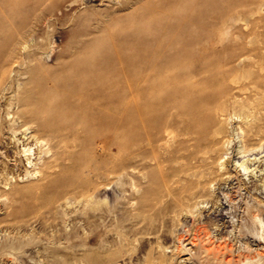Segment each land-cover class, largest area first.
<instances>
[{"label":"rangeland","instance_id":"374dc122","mask_svg":"<svg viewBox=\"0 0 264 264\" xmlns=\"http://www.w3.org/2000/svg\"><path fill=\"white\" fill-rule=\"evenodd\" d=\"M159 4L0 0V264H148L145 254L161 251L173 264H264V0H172L168 32L164 14H146ZM118 54L134 69L166 58L174 66L142 92L149 82L122 74ZM73 58L101 62L107 74H23ZM28 88L56 93L62 106L47 156L35 125L9 128ZM203 103L211 109L193 112ZM103 104L107 124L98 120ZM202 127L224 131L212 145ZM24 147L39 165L55 155L45 189H26L44 181L17 167ZM218 156L225 166L216 175ZM202 170L201 183L192 172ZM196 191L197 201L179 202Z\"/></svg>","mask_w":264,"mask_h":264},{"label":"bare ground","instance_id":"6f19581e","mask_svg":"<svg viewBox=\"0 0 264 264\" xmlns=\"http://www.w3.org/2000/svg\"><path fill=\"white\" fill-rule=\"evenodd\" d=\"M171 3H172V0H160L159 7H158V5H157V7H149V8H147V10L150 12L146 13V14H152L151 11H153L154 13H157V14H164V16L166 17L165 28L167 29V32L171 28V24H170L171 18H170V15L168 13L170 8H171ZM154 13H153V15H155ZM110 38H111V36H110ZM158 47H159V45H158ZM157 48H155L156 49L155 58L156 57L160 58L161 53L158 51L159 49H157ZM118 60H119V63L121 65L122 74L126 75L127 77H132V75L133 76L137 75L139 77V80H143V82H146V83L149 82V83H147L146 88H142V92H144L145 89L147 90V88L148 89L151 88V90L155 91L156 88H158L157 86L159 85V83H158L159 80L161 78L165 77L168 74V72L170 70H172V68L174 66L169 58H166L163 60H161V59L160 60H157V59L151 60L148 62V64L143 65V66H139V68L137 67V69L132 68L133 67L132 64H135V62H133L130 59L125 58L124 56H121L118 54ZM104 67L105 66H103V64L101 62L93 61L91 59L73 58V59L62 60V61L59 59H56L54 66H53V68H54L53 71H47V69L45 67H43V66L38 67V65H37L34 67L33 66L28 67L27 66L25 68V70H24L25 72H23V74L28 75L27 79L30 81L32 79H39V78L54 79V78H57L61 75L66 76V78L69 77L72 79L73 78L74 79H81V78H87V79H94L95 78L96 79L98 77H105V75L107 74V71ZM136 88H137V86H136ZM129 90H130V87H129ZM91 91H92V89H91ZM97 91L98 90H96V92ZM140 91L138 92V94H136V97L133 100L136 103L139 102V99H141L140 96L142 93ZM92 92H94V91H92ZM76 93H77V91H76ZM90 94H91V92H90ZM97 94L104 96L106 94V90L101 91V89H99ZM22 95L23 96H20L16 99V103L18 106V110L16 112V115H17V119L20 121L17 125H13L10 127L8 125V127L15 133L16 132L15 130H19L24 126L29 125L28 126V129H29L30 125H31V127H32V125H35L34 129L32 130V133L36 134L34 136V139L36 140L35 142H36V144H39L41 147L40 149L39 148L38 149L41 152L44 151L43 153H45V155H46V153H49V151H46V149L49 146L50 141L57 139L59 130L61 129L58 126L59 121L61 122V120H59L60 112H61V108H62L61 103L57 104V103H55V101H53V99L56 97V93H52V91L50 93H48V92H43L42 90H36L34 88H31V89L28 88L25 92L22 93ZM81 96L82 95H80V97ZM96 96L97 95L93 94V97H91V96H89L87 98L85 97V98H83V101L86 102V105L88 103H90V105H91L92 104L91 102L96 100ZM175 102L173 103L174 106H176ZM237 104H238L237 102L234 103V105H237ZM224 106H225L224 104H221V105L219 104L215 107V109L218 112L222 113L225 111ZM210 107L205 106L204 103L200 104V105H196V107L195 106L193 107V108H196V111H193V112L198 113V112L207 111L208 109H211ZM69 109H71V108H69ZM104 109H106L105 104H103L101 116L99 117L98 120L102 124H104V123L107 124V112ZM147 112H148V110L145 108L140 109V111L138 112V115L141 118V120L143 119L142 116H144ZM187 113H189V111ZM9 114H10V112L7 115H9ZM73 116L75 117V115H73ZM13 123H14V121H13ZM144 125H145V123H144ZM144 125L142 123L143 127H144ZM201 130L205 131L204 137H208L210 139V142L212 143V145L216 143L215 139L217 138V136L222 134L224 131L223 128H221V127H217L215 129H212L211 127L210 128L209 127H202ZM22 131H23L22 133L25 137L27 135L26 129L22 130ZM183 133H184L183 135L188 134V132H183ZM168 134H171V132L170 133L168 132ZM29 138H30V136H29ZM24 139L25 138H23V140ZM27 140H28V137L24 140V142ZM22 146H23V144H22ZM42 148H44V150H42ZM49 149H50V147H49ZM29 152H30V148H28V147H26V148L24 147L22 151L19 150L18 152H16L15 162L17 164V167L21 166L23 169H26V170H24L25 172L28 171L27 169H30V170L32 169V172L34 171L35 174H39V176L41 177L40 181H44V183L41 182L40 184H37V185H35V184L29 185L26 189L30 190V191L38 190L41 187H43V189H45V187H47V185H48L47 180L50 179V176L52 174L51 170H53V168H54L52 158L55 155H53V153H52L50 158H46L45 160L42 159L43 160V161H41L42 164L40 163V165H39V163L36 161L37 159H35V162H34V160H31V156H30ZM41 152H40V154H41ZM54 154H55V152H54ZM204 154H208V153L205 152ZM42 156H43V154H42ZM209 157H211V156H209ZM33 158H35V157H33ZM221 158H222V156H220V157L218 156V158H216V161H215L216 167H217V168H215L216 175H218L220 172H222L224 170L223 168H224L225 164L219 163ZM55 160L56 159L54 158V161ZM240 166H241L243 173L248 172L249 174H252L253 170L249 171V168H248V166H246V164L245 165L241 164ZM225 170H226V168H225ZM208 173L209 172L202 170V171H198V172H192V175L194 177H196V179L199 182H201V180L204 179ZM227 173H228V171L223 172L222 175H225ZM25 174L29 175V173L28 174L25 173ZM159 179H160V177H159ZM163 182L164 181L162 180V183ZM199 182H198V184H199ZM162 183H159V181H158L157 186L159 184L161 185ZM10 185H11V183H10ZM24 189L25 188H12V189L10 188L9 194L18 195V194L22 193V191H24ZM158 189H159L158 187L156 189H154V191L151 193L150 196L151 197L154 196V198L156 196L158 197L159 196ZM168 193L170 195L171 192L168 191ZM198 194H200L199 191L193 192L191 195H189L188 197H185L182 201H179V202L182 203V202H184L185 199H187V201L196 200V198H199ZM146 200H148V199H146ZM148 206H150V205H148ZM142 217L143 216H141V219H142ZM183 237L179 236L178 241H181L183 239ZM160 247L164 248V245L160 246ZM154 254L155 253H153V254L152 253H146L145 257H143L144 261L143 260L142 261L145 263H148V264H173L172 261L165 255L164 251H161V253H159L157 256H155L157 253L155 255ZM110 256L111 255H109V254H108V257L105 256V257L99 258V257L94 256L92 262L99 263L100 261H105L107 259L110 260L111 259ZM102 258H105V259H102Z\"/></svg>","mask_w":264,"mask_h":264}]
</instances>
